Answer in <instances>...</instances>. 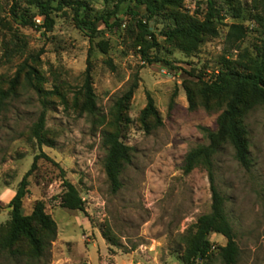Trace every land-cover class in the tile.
<instances>
[{
    "label": "rangeland",
    "instance_id": "rangeland-1",
    "mask_svg": "<svg viewBox=\"0 0 264 264\" xmlns=\"http://www.w3.org/2000/svg\"><path fill=\"white\" fill-rule=\"evenodd\" d=\"M28 1L17 0L19 11L27 8L40 26L37 9ZM40 1L53 7L58 2ZM80 1L81 17L90 20L113 9L104 0ZM206 1L180 0L181 11L201 21ZM11 5V0H0V193L4 186L16 188L37 158L28 178L23 213L29 215L34 202L42 201L45 212L77 240L74 251L73 243L58 244L56 238L47 251V264L70 252L79 264H86L82 248L94 243L105 264H181L178 256L186 247L187 233L200 215L210 212L211 205L206 168L196 164L186 174L185 160L191 150L208 145L204 129L215 131L224 109L215 101L204 107L197 85L199 80L215 78L221 56L234 60L242 50L255 53L262 33L257 17L263 16L264 0H236L232 6L216 0L217 35L205 38L191 54L181 52L163 36L170 19L156 17L148 23L156 42L147 52L149 63L140 51L146 46L143 42L151 43L150 38L141 36L126 7L109 20L111 24L117 18V27L108 29L99 22L90 37L76 27L69 9L53 11L54 24L46 32L15 24L9 15ZM231 24L244 30L235 45L226 42ZM99 41L107 43L105 54L95 47ZM88 61L94 115L80 111ZM133 84L136 89L118 116L117 100ZM184 87L192 92L193 110ZM146 94L161 119V125L148 132L139 123ZM42 115L39 142L33 130ZM117 118L121 140L132 152L119 176L121 188L112 193L103 171L101 132L111 130ZM244 123L250 170H244L234 160L232 149L223 145L213 156L212 173L225 198V213L238 245L237 264H264V109L255 106ZM63 182L76 187L83 211L60 207ZM9 213L5 203L0 205V214L8 216L1 226L9 221ZM209 241L211 252L198 264H221L218 248L225 239L212 234ZM0 264L26 263L23 257L0 251Z\"/></svg>",
    "mask_w": 264,
    "mask_h": 264
},
{
    "label": "trees",
    "instance_id": "trees-1",
    "mask_svg": "<svg viewBox=\"0 0 264 264\" xmlns=\"http://www.w3.org/2000/svg\"><path fill=\"white\" fill-rule=\"evenodd\" d=\"M112 4V11L106 16H97L93 20L81 17L83 4L80 0H58L55 7L48 2L29 0L28 5L37 9L41 25L37 26L30 16L27 8L19 11L17 0H11L9 9L11 20L22 27H41L46 32L51 31L53 11L69 9L72 19L78 29L85 31L91 37L97 32V24L101 22L105 28L111 29L118 26V19L109 24L111 17H116L122 7H126L131 17L135 19V25L142 37L148 36L151 43L143 42L146 46L140 51L141 57L146 62H151L148 50L156 46L155 36L148 23L159 16H167L171 21L170 27L164 32L165 39L174 47L185 54L195 52L205 38L217 35L214 25L216 14V0H207V12L203 20H197L181 11L180 0H104ZM226 5H233L236 0H223ZM171 7V10H167ZM142 8L143 11L140 9ZM261 27V38L254 54L248 51H240L234 60L221 56L217 62L218 70L215 78L209 81L199 80L197 92L202 100V105L208 107L213 101L222 104L224 109L216 119V130L204 129L208 139V145L198 146L191 150L185 160L184 173H189L196 164H202L206 168L211 194L210 212L200 215L186 236V247L178 256L181 264H198L207 259L211 252L209 236L220 235L225 239V244L218 248L221 264H237L238 245L231 228L229 219L225 213V198L214 184L212 173L213 156L223 145L229 146L233 151L234 160L246 171L251 168L252 161L249 154L248 130L244 123L246 114L255 106L264 109V13L257 17ZM244 36V30L239 24H231L226 34V42L236 44ZM102 54L107 52V43L99 41L95 46ZM89 50L88 57L91 54ZM159 61V60H157ZM17 77L14 82L17 83ZM136 89L133 84L130 89L117 100V115H121L124 103H127ZM189 109H195L193 95L188 87H184ZM82 102L80 111L94 115L96 106L94 93L91 87V65L88 61L84 73L82 85ZM152 119V124L150 123ZM44 123L42 115L33 130L34 137L39 142V132ZM139 123L145 132L151 127L161 125V119L156 110L153 99L146 94V104L139 115ZM120 120H116L111 130L101 132V145L105 149L103 171L112 193L121 188L119 180L124 164L130 160L132 148L121 140ZM46 158V156H44ZM34 158L30 169L19 181L15 195L7 204L10 208L9 221L0 225V251H5L10 257H23L26 264H47V251L51 243L56 239L57 227L54 220L45 212L44 203L35 201L31 213L25 215L22 209L24 198L29 195V181L32 171L35 169ZM48 159V158H46ZM64 191L60 196V207L69 211H83V201L76 187L63 182Z\"/></svg>",
    "mask_w": 264,
    "mask_h": 264
},
{
    "label": "crops",
    "instance_id": "crops-1",
    "mask_svg": "<svg viewBox=\"0 0 264 264\" xmlns=\"http://www.w3.org/2000/svg\"><path fill=\"white\" fill-rule=\"evenodd\" d=\"M15 190H16V188H8V187L4 186V191H1V193H0V205L1 206H3V203H5L6 205L9 203V201L15 195ZM5 197H6L5 202H3V199ZM8 209H10V208H8ZM4 219H8V216H3L2 214H0V223ZM53 220H54V218H53ZM54 222L56 223V227H57V236H56L57 241H56V243H58V244H64V243L72 244L73 243L74 246L71 249L76 251L77 246L75 245V242L77 240L74 239L72 236H69L65 233V226L62 222L59 223V222H56L55 220H54ZM82 249H83V251L81 252L82 253L81 255L83 257V260H85L87 262L86 264H105V262H104L105 258H103L104 256H102L99 259L100 256H98V254H97V248L95 246V243L94 244H88V245H86V247H84ZM71 254H72L71 252L69 254L63 253L61 255L60 260L54 261L53 264H79V261L76 260L77 256L73 257ZM79 258H81V257H79Z\"/></svg>",
    "mask_w": 264,
    "mask_h": 264
},
{
    "label": "built area",
    "instance_id": "built-area-1",
    "mask_svg": "<svg viewBox=\"0 0 264 264\" xmlns=\"http://www.w3.org/2000/svg\"><path fill=\"white\" fill-rule=\"evenodd\" d=\"M37 22H39L40 20H39V18L36 20ZM82 200V199H81ZM83 201V200H82Z\"/></svg>",
    "mask_w": 264,
    "mask_h": 264
}]
</instances>
